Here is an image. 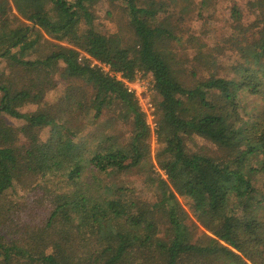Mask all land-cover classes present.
<instances>
[{
	"label": "trees",
	"instance_id": "16d2710c",
	"mask_svg": "<svg viewBox=\"0 0 264 264\" xmlns=\"http://www.w3.org/2000/svg\"><path fill=\"white\" fill-rule=\"evenodd\" d=\"M98 1L0 8V114L23 121L0 125V264H264V0L245 5L260 39L227 77L212 51L164 45L162 0H106L132 34L120 42L96 24ZM242 11L228 12L230 46ZM83 54L127 81L151 75L155 163L137 98ZM56 75L67 91L53 107ZM115 105L126 120L103 115ZM197 139L213 149L191 150Z\"/></svg>",
	"mask_w": 264,
	"mask_h": 264
},
{
	"label": "rangeland",
	"instance_id": "374dc122",
	"mask_svg": "<svg viewBox=\"0 0 264 264\" xmlns=\"http://www.w3.org/2000/svg\"><path fill=\"white\" fill-rule=\"evenodd\" d=\"M164 9L157 16V22L168 32L164 38V45L173 48L176 52L187 58L192 59L193 54L208 52L215 55V66L217 74L222 77L228 76V68L232 61L238 58L239 53L251 50L260 39V22L255 15L246 9L248 0H221L211 2L207 7H202L201 0H162ZM6 5L21 18L27 17L33 12H40L49 7V0H0V8ZM233 6L243 7L241 23L244 25L245 33L236 38L235 43L230 46L224 42V37L229 33L226 28L227 16ZM96 24L104 34L113 35L119 42L123 36L130 38L132 34L125 29L123 20L119 16V8L111 6L106 0H99L95 3ZM107 11H109L107 13ZM228 26V27H227ZM173 36L180 37L181 42L173 39ZM233 48V49H232ZM5 63H0V71L4 69ZM56 75V85L53 89L45 93V102L50 106L56 107L59 99L66 93L67 85L60 81ZM140 80V81H139ZM138 84H134L139 95V101L146 111V119L151 126L155 122L154 90L152 88V77L149 74L141 73L138 75ZM1 95V94H0ZM152 103L154 111L148 107ZM35 109L34 106L24 108L23 111ZM104 116H112L121 120L127 119V112L121 105H115L111 110L103 113ZM5 123L17 130L23 126V121L17 120L5 113L0 114V125ZM51 135L49 127L44 128L39 134V140L45 141ZM25 137L21 136V140ZM158 147L156 137L152 133L150 138L151 160L154 162V153ZM188 147L191 150H201L209 153L213 149L210 142L201 139L189 142ZM258 167V163L254 164ZM260 177V176H258ZM49 190V188H48ZM22 191L15 187L7 191L8 195L17 199V194ZM184 208L190 215V221L195 222L192 209L189 203L180 199Z\"/></svg>",
	"mask_w": 264,
	"mask_h": 264
},
{
	"label": "built area",
	"instance_id": "2783aa9c",
	"mask_svg": "<svg viewBox=\"0 0 264 264\" xmlns=\"http://www.w3.org/2000/svg\"><path fill=\"white\" fill-rule=\"evenodd\" d=\"M83 55H84L85 58L91 60V65H96L97 67H99V68H100L101 70H103L104 72H109L111 75L113 74V73H111V72L109 71V67H108L107 65H105V64H101V63L97 62L96 60L90 58L89 56H87V55H85V54H83ZM140 74H141V73H138V74L136 75V77L134 78V80H132V81H127V80L123 79L119 73H117V74H113V75H115L116 78H117L118 80H121V81L124 82V84H125V86H126L128 92H131V93L134 94V96H135V97L137 98V100H138V103H139V105H140V107H141V110H142V111L145 113V115H146V111H147V110H145V109L143 108L142 104L140 103V101H139V95H138L137 90H136L135 88H132L134 84H138V83H139V82H138V75H140ZM139 81H140V80H139ZM148 107H149L150 109H152V111H154V107H152V103H151V102H150V104H148ZM146 116H147V115H146ZM146 122H147V124L150 126V129H151L152 133L154 134V130L156 129V123L154 122V125L151 126L150 123L147 121V119H146ZM154 135H155V134H154Z\"/></svg>",
	"mask_w": 264,
	"mask_h": 264
}]
</instances>
